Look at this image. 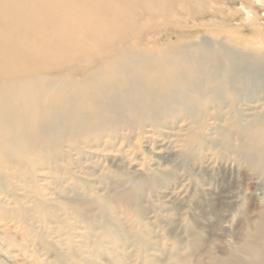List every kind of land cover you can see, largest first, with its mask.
Here are the masks:
<instances>
[{
  "label": "bare ground",
  "instance_id": "bare-ground-1",
  "mask_svg": "<svg viewBox=\"0 0 264 264\" xmlns=\"http://www.w3.org/2000/svg\"><path fill=\"white\" fill-rule=\"evenodd\" d=\"M263 14L264 0H0V224L59 212L110 263L153 264L189 160L221 147L264 188ZM259 219L243 257L190 264H264Z\"/></svg>",
  "mask_w": 264,
  "mask_h": 264
},
{
  "label": "rangeland",
  "instance_id": "rangeland-1",
  "mask_svg": "<svg viewBox=\"0 0 264 264\" xmlns=\"http://www.w3.org/2000/svg\"><path fill=\"white\" fill-rule=\"evenodd\" d=\"M215 1L236 3V0ZM212 152L211 160L202 158L185 163L191 181L187 187V199L170 206L171 218L160 217L157 221L159 227L156 228L162 239L159 240L160 251L156 253L158 259L153 264H190L195 257L208 258L211 255L243 257L236 243L248 230L254 232L259 218L264 216V188L259 186L260 181L245 165L227 160L231 158L229 151L224 152L219 147L218 151L213 149ZM248 196L255 204L249 213L245 212L244 206ZM55 215L57 217L49 219L29 216L27 226L0 224V234L3 233L0 237V264H62V258L63 264H80L82 259L85 260L83 264H113L106 255L96 251L91 239L84 235L85 223L72 219L73 229L70 231L61 221V213ZM188 233H191V239L198 238L199 242L189 241ZM175 240L182 241L174 243ZM71 246L75 247L73 255ZM136 247L134 245L135 250ZM76 249L84 256L76 258ZM177 253L182 259L169 258V254ZM129 261L149 264L136 256Z\"/></svg>",
  "mask_w": 264,
  "mask_h": 264
}]
</instances>
